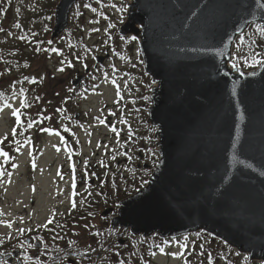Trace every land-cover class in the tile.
I'll return each instance as SVG.
<instances>
[{
  "label": "water",
  "instance_id": "water-1",
  "mask_svg": "<svg viewBox=\"0 0 264 264\" xmlns=\"http://www.w3.org/2000/svg\"><path fill=\"white\" fill-rule=\"evenodd\" d=\"M86 1L58 2L51 43ZM125 1L118 33L138 41L152 79L146 123L160 159L110 228L144 239L205 232L264 264V62L232 67L236 40L264 25V0Z\"/></svg>",
  "mask_w": 264,
  "mask_h": 264
},
{
  "label": "rangeland",
  "instance_id": "rangeland-1",
  "mask_svg": "<svg viewBox=\"0 0 264 264\" xmlns=\"http://www.w3.org/2000/svg\"><path fill=\"white\" fill-rule=\"evenodd\" d=\"M58 2L0 0V150L8 153L7 157L0 155V239L17 230V212L45 217L53 209L49 193L54 192L56 171L49 167L55 154V131L33 124L28 132L13 134V113L27 107V117L32 118L37 106L34 96L43 97L39 107H47L50 127L67 135L66 141L83 161L81 169L78 162L73 165L77 180L92 170L93 179L99 174L101 186L111 190L113 198L130 195L145 185L149 174L138 178L134 172L138 151L145 153L150 172L159 158L152 150L154 129L145 123L152 83L144 73L138 42L118 34L125 20V0H89L76 5L67 32L51 43ZM78 74H91L81 92L70 82ZM63 115L69 118L66 124L60 123ZM125 150L132 151L133 158L123 165ZM109 201L102 210L116 209ZM77 202L78 210L88 208L81 200ZM60 203L67 206L69 201ZM110 217L100 216L101 228ZM203 234L179 241V264H225L226 256L228 264H250L246 256ZM184 246L192 252L183 255ZM217 252H224V257L216 256ZM159 261L162 264L165 259Z\"/></svg>",
  "mask_w": 264,
  "mask_h": 264
},
{
  "label": "flooded vegetation",
  "instance_id": "flooded-vegetation-1",
  "mask_svg": "<svg viewBox=\"0 0 264 264\" xmlns=\"http://www.w3.org/2000/svg\"><path fill=\"white\" fill-rule=\"evenodd\" d=\"M78 75L73 76L74 79ZM90 75H85L83 83L75 88L77 92L83 90ZM63 87L68 88L65 83ZM67 121V115L60 118V123L66 124ZM59 130L54 140L53 164L49 167L56 171L54 192L49 193L53 209L45 217H40L39 213L29 216L17 212V230L0 239V264H160L161 258L165 259L162 264H179V255H176L179 238L162 240L152 237L143 240L130 237L127 230L111 231L112 215L101 228V204L108 198L114 204L116 195L113 198L111 190L101 186L99 174L95 173L96 179H93L92 170L88 171V176L82 175L86 170L82 171L80 175L83 177L79 180H68L70 172L66 170L69 164L78 162L81 169L83 161L76 156L77 150L71 149L66 141L67 135L62 136ZM124 153L123 165L133 158L132 151L125 150ZM136 155L134 172L138 178L146 177L150 170V165L145 162L146 155L143 151H138ZM63 199L69 201L67 206L61 205ZM77 200L86 203L88 208L85 206L84 210H78ZM120 239L126 240V243H120Z\"/></svg>",
  "mask_w": 264,
  "mask_h": 264
},
{
  "label": "trees",
  "instance_id": "trees-1",
  "mask_svg": "<svg viewBox=\"0 0 264 264\" xmlns=\"http://www.w3.org/2000/svg\"><path fill=\"white\" fill-rule=\"evenodd\" d=\"M261 29H264V26L254 25L245 34V36L239 38L234 45L235 63H237L244 69L251 70L257 67L264 59V33L261 32ZM81 40L82 39L79 37V42H81ZM245 47L248 48L247 53L243 52V48ZM41 99H43V97H41L40 95L34 96L33 101L37 103V106L32 118L27 117V107H25L23 111L21 110L20 113H18L19 118H17V116L15 117L16 122L13 134L17 135V133H19L18 131L22 133L28 132V130L32 127L33 124H40L42 126V130L45 129L48 131L49 129L53 128L50 127L52 125L49 123V119L47 118V107H39ZM33 118L34 120H32ZM36 130L37 132H39L41 128H36ZM102 206L106 207L107 204H103L101 205V207Z\"/></svg>",
  "mask_w": 264,
  "mask_h": 264
},
{
  "label": "snow or ice",
  "instance_id": "snow-or-ice-1",
  "mask_svg": "<svg viewBox=\"0 0 264 264\" xmlns=\"http://www.w3.org/2000/svg\"><path fill=\"white\" fill-rule=\"evenodd\" d=\"M113 7H115V5H113ZM93 11H95V9H93ZM120 11H124V9L121 8ZM17 26L19 27V25H17ZM111 27H115V25H111ZM96 31H98V29H96ZM261 32L264 33V29H261ZM133 39H135V37H133ZM262 62H264V61H262ZM233 67H235V65ZM59 71L62 72V71H64V69L61 68V69H59ZM13 115H15V116H17V118H19V114L17 112H14ZM113 131H115V129H113ZM4 139H7V137H5ZM0 155L7 157L8 153L0 150ZM0 174H2V173H0ZM32 190H33V192H35V186H33ZM73 207H75V204H73ZM153 255H154V253H153Z\"/></svg>",
  "mask_w": 264,
  "mask_h": 264
}]
</instances>
